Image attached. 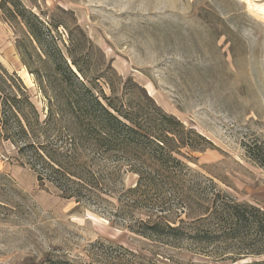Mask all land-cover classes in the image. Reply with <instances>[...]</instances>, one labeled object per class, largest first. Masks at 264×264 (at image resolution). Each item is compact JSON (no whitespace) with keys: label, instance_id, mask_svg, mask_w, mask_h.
Returning a JSON list of instances; mask_svg holds the SVG:
<instances>
[{"label":"rangeland","instance_id":"obj_1","mask_svg":"<svg viewBox=\"0 0 264 264\" xmlns=\"http://www.w3.org/2000/svg\"><path fill=\"white\" fill-rule=\"evenodd\" d=\"M4 1L17 2V17L0 11V19L26 66L1 58L0 66L20 78L40 121L70 93L56 68L65 63L96 96L136 112L145 128H152L157 110L193 135L163 123L158 134L175 137L164 144L182 168L170 178L161 171L133 196L128 190L138 176L128 164L120 179L110 178L112 197L99 206L63 200L49 183L39 188L19 160L20 145L0 142V264L196 262L179 245L142 234L147 222L175 225L185 218L180 202L192 196L197 180L207 191L214 186L264 210V172L243 148L264 141V0ZM181 137L191 147L178 149L174 140ZM137 164L147 165L143 158Z\"/></svg>","mask_w":264,"mask_h":264},{"label":"trees","instance_id":"obj_2","mask_svg":"<svg viewBox=\"0 0 264 264\" xmlns=\"http://www.w3.org/2000/svg\"><path fill=\"white\" fill-rule=\"evenodd\" d=\"M16 7L17 2L0 0V11L14 17H17ZM55 48L61 60L57 45ZM72 64L81 74L76 63ZM56 68L63 89L67 87L71 94L55 99L57 105L47 107L45 120L40 121V114L26 95L20 78L0 66V142L20 145L19 160L36 175L39 188L49 183L63 200L77 204L92 201L99 206L112 197L110 178L120 179L122 171H129L128 164H133L131 172L138 176L136 186L128 190L133 196L142 186L153 184L161 171L165 170L170 178L178 167L182 168L181 161L173 156V149L165 148L164 140L170 133L164 131L160 136L158 128L163 123L173 124L188 138L193 135L191 130H185L175 118L156 109L157 118L148 122L152 128L147 129L140 124L136 112L96 96L65 63ZM29 116L33 117L32 123ZM62 124L65 133L61 136ZM32 125L38 134L32 133ZM48 130L55 133V138L48 136ZM14 136L17 141L13 140ZM181 138L174 140L180 145L178 149L191 147ZM243 148L246 159L264 172V141L253 140L244 143ZM24 156L25 161L21 159ZM140 158L146 161V167L136 168ZM155 164L158 167L154 169ZM205 189L197 180L191 198L186 196L180 202V213L185 218L175 225L167 221L147 222L142 235L160 239L167 245H179L196 257V262L191 260L190 264H239L246 259L250 261L244 264H264V210L238 202L214 186L209 191ZM37 264L72 263L48 258Z\"/></svg>","mask_w":264,"mask_h":264},{"label":"crops","instance_id":"obj_3","mask_svg":"<svg viewBox=\"0 0 264 264\" xmlns=\"http://www.w3.org/2000/svg\"><path fill=\"white\" fill-rule=\"evenodd\" d=\"M0 58L4 59V61L8 64V66H14V68L17 69L22 67L20 57L16 50L15 42L13 39H11V30L7 24L1 21V19H0ZM33 175L35 179V174Z\"/></svg>","mask_w":264,"mask_h":264}]
</instances>
